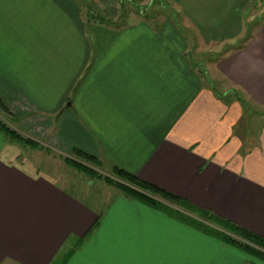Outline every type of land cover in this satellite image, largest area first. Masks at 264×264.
Instances as JSON below:
<instances>
[{
	"label": "crops",
	"instance_id": "obj_1",
	"mask_svg": "<svg viewBox=\"0 0 264 264\" xmlns=\"http://www.w3.org/2000/svg\"><path fill=\"white\" fill-rule=\"evenodd\" d=\"M172 1L122 25L87 22L79 0H0V111L47 121L68 158L97 157L264 239V126L245 145L242 102L225 96L264 107V0ZM16 155L0 133V264H256L118 190L88 205L69 176Z\"/></svg>",
	"mask_w": 264,
	"mask_h": 264
},
{
	"label": "rangeland",
	"instance_id": "obj_2",
	"mask_svg": "<svg viewBox=\"0 0 264 264\" xmlns=\"http://www.w3.org/2000/svg\"><path fill=\"white\" fill-rule=\"evenodd\" d=\"M79 2L81 3L82 11L84 13V17L87 19V22H97L99 20L111 22L110 19L116 17L115 19L117 22L119 19L122 20L121 23L118 22L122 25L132 22V20L138 18L140 15L160 18L167 11L170 13L172 12L170 9H167L165 5H169L171 3L173 5L172 0H79ZM257 9L258 13L261 12L264 15V1L262 2V6ZM178 17L180 18L182 15L178 13ZM258 20L259 19L254 21V25ZM254 25L248 26V31L246 33L247 36L251 34V30ZM217 58L218 57L216 55L215 58L210 57L209 60H217ZM191 60L203 65L206 61L205 57L202 55H198V57L193 56L191 57ZM203 73L204 72L200 68V77L204 78V83L209 84L216 94L219 95V93H221L222 95L227 83L221 82L220 77L217 75L211 78L208 75L204 76ZM239 95L240 94L235 91L227 90L225 96H228L227 99L229 100L237 97L243 103L242 107L244 120L242 124L244 125V131H241L240 129L239 134L245 145L249 147L256 140L255 137L258 134L259 128L264 126V107H254L252 104L250 105V102H247L244 97L241 95L240 97ZM0 121L14 133L18 134L22 139L32 141L40 147L38 150H32L28 147H21L18 143H10V145H12L13 152H15L17 154V158H19L17 161L15 160L16 163H20L24 165V167L27 164L26 168L28 170L31 169L33 172L37 170L40 175L50 177L52 179H62V177L69 176L73 182L79 185V188L83 189L84 192L89 193L90 198H84L88 205H92L91 201L94 202L99 200V196L109 197L118 193L117 189L109 187L103 181L98 179L92 181L90 180L91 178L65 164L64 159L68 158V156L60 151L53 150L48 144V138L52 131L48 128L47 121L45 122V120L43 121L41 119L30 117L22 118L21 120H18V123H12L2 111H0ZM68 159L83 164L100 175L112 177L111 170L109 169L106 170L101 166L96 167L88 165L85 162L76 159L75 156L69 157ZM66 189L69 192L74 193L73 189L69 190L68 187H66ZM164 204L176 209L174 206L167 203ZM233 248L240 250L236 246L228 245L229 250H233ZM247 256L248 259L251 258L249 255ZM250 260L254 261L256 264H264L259 262L260 260L254 258H251Z\"/></svg>",
	"mask_w": 264,
	"mask_h": 264
},
{
	"label": "trees",
	"instance_id": "obj_3",
	"mask_svg": "<svg viewBox=\"0 0 264 264\" xmlns=\"http://www.w3.org/2000/svg\"><path fill=\"white\" fill-rule=\"evenodd\" d=\"M97 22L110 24V22L103 20ZM247 39H249V36L246 37V40ZM0 109H5L1 100ZM0 133L3 134L11 144L18 143L21 147H28L32 150L40 149V147L34 142L22 139L1 121ZM74 156L76 159H79L88 165L96 167L100 166L98 158L92 155L75 152ZM64 162L70 168L77 170L91 179L103 181L108 186L117 189L127 198L139 201L154 209L162 211L178 222L202 232L221 243L236 246L251 258L264 262L263 238L228 221L218 218L210 212L204 211L166 190L147 183L118 166H113L111 168L112 178L100 175L91 170V168L71 159L66 158L64 159ZM163 202L174 206L176 209L165 205Z\"/></svg>",
	"mask_w": 264,
	"mask_h": 264
}]
</instances>
